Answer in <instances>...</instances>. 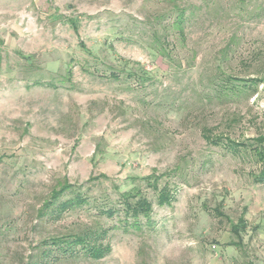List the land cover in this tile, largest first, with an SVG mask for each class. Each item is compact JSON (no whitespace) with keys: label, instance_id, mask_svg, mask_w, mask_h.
Instances as JSON below:
<instances>
[{"label":"rangeland","instance_id":"1","mask_svg":"<svg viewBox=\"0 0 264 264\" xmlns=\"http://www.w3.org/2000/svg\"><path fill=\"white\" fill-rule=\"evenodd\" d=\"M259 136L264 0H0V264H264ZM65 184L59 201L86 202L42 212ZM134 187L139 228L119 198ZM98 227L103 258L42 253Z\"/></svg>","mask_w":264,"mask_h":264},{"label":"trees","instance_id":"2","mask_svg":"<svg viewBox=\"0 0 264 264\" xmlns=\"http://www.w3.org/2000/svg\"><path fill=\"white\" fill-rule=\"evenodd\" d=\"M70 21L72 23V26L76 30V25H74V22L72 20ZM181 22L182 20L180 18V15H178L177 20L175 22V26L179 28L181 26ZM231 77L225 76L224 78H222V82L218 83L219 87H222L223 89L227 90H232L230 84V79H232ZM233 78L236 80L240 79L235 77ZM256 80L258 79H252V81ZM202 136L204 140L208 142V144L210 143L218 145L221 143V141L226 139L230 150L234 151H237L236 149H238V147H245L246 145V143L244 142H239L230 138H221V136H216L213 134L212 128L208 127L202 128ZM255 140L259 142V144H262L261 146L253 147V150L257 160L263 166V171H261V173L258 175H253V179L256 183H264V136L256 137ZM159 179L160 176L154 173H151L148 176L142 178V180L145 181L148 187L156 191V203L158 205H169L171 201L175 198L174 194L170 192V188L167 184L159 186ZM68 187L69 185L65 184L63 186H60L58 189H52L50 192V197L44 203L41 211L43 212V209L45 210L49 207H52V209L54 211L56 210L58 214L61 211H65L66 209L86 202V200L80 195H76L72 198L59 201V197L65 192ZM119 198L120 202L123 205L125 216L132 220L131 225L133 227L139 228V217L142 216L146 219L149 218V215L152 211L151 201L143 194L142 190L136 187L130 190H124L119 192ZM102 212L106 213L108 216L114 214V211L112 209H104L102 210ZM238 222L239 224L231 226V231L236 233L237 236L239 234V229L237 228V226H239L240 229L245 226L244 220L242 218H240ZM107 232L108 230L106 228L98 227L96 229L89 228L81 233L51 237L49 241L45 243L49 244V247H52V249L48 248L46 250H43L42 253L47 257L51 256L54 258H57L58 256H78L79 254H82L83 256L92 259H100L111 251V245L109 244V242L103 241V237L107 234ZM232 244L237 245L238 242H233ZM55 251H58L56 253L57 256L55 255Z\"/></svg>","mask_w":264,"mask_h":264}]
</instances>
